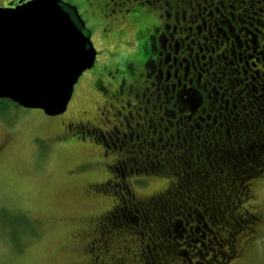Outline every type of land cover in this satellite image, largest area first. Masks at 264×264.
Here are the masks:
<instances>
[{"label":"rangeland","instance_id":"374dc122","mask_svg":"<svg viewBox=\"0 0 264 264\" xmlns=\"http://www.w3.org/2000/svg\"><path fill=\"white\" fill-rule=\"evenodd\" d=\"M61 1L76 7L90 32L96 58L94 65L75 83L67 109L62 114L49 116L39 108H25L0 98V264H83L93 252L98 261L92 264L119 258H122V264H145L147 257L141 259L138 255L140 245H148L158 256L163 255L164 249L169 253H173L172 250L178 252V256H168L161 264L211 263L230 247L220 245L229 232L221 230L224 221L214 212L211 218L209 214L204 218V224L196 216L199 222L193 217L194 220L185 225L183 218H178L180 215L172 214L175 220L161 226L168 241L162 240L163 237L158 240L150 234V231L155 233L154 226H149L148 213L128 207L122 211V220L137 237L142 235V242L139 238L136 241L133 231L122 226L112 227L100 239L99 230H93L96 218L113 204L112 195H104L94 188L89 190L91 183L109 178L107 163L98 158L100 151L95 143V146L87 144L89 140L75 136L62 139L59 132L62 122L74 121L107 129L101 122L105 119L102 111L107 102L104 103L106 94L100 85L103 82L106 85L110 75H117L122 70V50L127 46L130 30L125 28L123 21L111 18L115 14L111 11L116 0H103L102 4H98V0ZM209 1L201 6L202 10L206 7L205 13L214 11L218 5V0L207 5ZM262 1L243 3L249 16L248 22L242 25L247 39L255 21H264L259 12L264 8ZM223 3L234 5V0H223ZM226 12V9L221 10L222 16L215 17L217 27H222L221 20L226 23ZM134 32L141 37L144 31L137 28ZM114 59L118 60L117 64H113ZM112 109H108L110 119L115 118L111 116ZM119 153L121 151L115 150L109 156L122 157ZM118 167L124 173L123 167ZM166 179L142 174L123 177L124 185L138 198L151 195L152 190ZM253 183L249 190L252 196L242 207L257 214V222L235 234V255L227 260V264H264V176L255 185ZM122 191L125 192L123 186ZM27 229L30 231H25ZM11 232L15 242L11 240ZM167 234L172 235V239ZM95 237V248L90 253L89 241ZM153 243L158 244L156 249ZM186 244L200 257L191 249L185 251Z\"/></svg>","mask_w":264,"mask_h":264},{"label":"flooded vegetation","instance_id":"af4514ba","mask_svg":"<svg viewBox=\"0 0 264 264\" xmlns=\"http://www.w3.org/2000/svg\"><path fill=\"white\" fill-rule=\"evenodd\" d=\"M207 1H114L111 12L115 14L111 18L123 21L130 31L127 46L122 50V70L108 77L107 86L105 82L100 85L108 106L103 108L105 119L101 122L107 129L74 121L62 122L59 132L62 139L75 136L89 140L87 144L95 143L100 151L98 158L107 163L109 178L89 185V190L94 188L104 195H112L113 200L112 206L96 218L93 230H99V239L112 227L122 226V206L148 213L150 222L153 212L165 211L171 222V212L176 208L171 194L140 198L131 194L128 200L123 199L122 186L127 187L123 181L125 175H150L142 169L145 157L151 158V165L157 167L152 159L168 158V149L179 150L172 145L195 144L197 136L208 138L212 129L222 122L228 128L244 120L250 121L251 127L245 135L264 139V21H255L247 39L242 25L248 22L249 16L243 3L249 0H234V5L218 0L214 11L205 13L206 7L202 10L201 6ZM10 2L24 3L23 0ZM262 2L264 5V0ZM102 3L103 0H98V4ZM211 4L213 0L207 3ZM224 9L227 10L226 23L221 20L222 27H217L215 17L222 16ZM259 12L264 16V8ZM137 28L144 31L143 36L135 35ZM117 62L113 60V64ZM109 107L113 108L111 116L115 118L110 119ZM233 115H236V124H232ZM223 132L221 129V139ZM243 138L241 135L240 140ZM115 150L121 151L119 156L122 157L109 156ZM261 155V166H264L263 152L253 153L251 159L257 160ZM118 166H122L126 174H116ZM258 170L260 174L252 181L254 183L264 176L263 167ZM251 196L249 193L248 197ZM95 240L96 237L89 241L90 253L95 248ZM140 248L138 255L146 259L142 255L143 246ZM232 251L230 258L235 255V244ZM95 261L98 259L93 252L83 264ZM98 264H122V258L103 259Z\"/></svg>","mask_w":264,"mask_h":264},{"label":"water","instance_id":"95a60500","mask_svg":"<svg viewBox=\"0 0 264 264\" xmlns=\"http://www.w3.org/2000/svg\"><path fill=\"white\" fill-rule=\"evenodd\" d=\"M95 57L90 32L75 6L29 0L27 5L0 8L1 99L49 116L62 114L75 83Z\"/></svg>","mask_w":264,"mask_h":264},{"label":"snow or ice","instance_id":"6c2138e0","mask_svg":"<svg viewBox=\"0 0 264 264\" xmlns=\"http://www.w3.org/2000/svg\"><path fill=\"white\" fill-rule=\"evenodd\" d=\"M23 2L27 5L29 0H23ZM10 7H17V5L12 4L10 0H0V8ZM80 55L83 56L84 53ZM236 115L232 117V124L237 123ZM212 123L214 124L215 120ZM250 127L251 122L247 120L236 127L228 128H225L222 122L219 127L212 129L208 138L197 136L195 144L187 142V147L184 146L185 142L172 145V148L179 150L173 152L168 149V158L157 156L155 161L159 174L167 179L162 185L155 187L150 194L165 196L175 188L184 187L185 194L190 195L194 203L199 202L197 197L204 198L202 207L211 218L212 202L217 199L213 190L219 188L223 192L225 186L232 183L229 176H234L237 171L234 166L235 156L241 150H246L250 143L247 138L241 141L240 136L245 135ZM221 129H224L223 139L220 138ZM224 251L228 250L224 249ZM142 255L147 257L145 264H159L157 252L146 248Z\"/></svg>","mask_w":264,"mask_h":264},{"label":"trees","instance_id":"16d2710c","mask_svg":"<svg viewBox=\"0 0 264 264\" xmlns=\"http://www.w3.org/2000/svg\"><path fill=\"white\" fill-rule=\"evenodd\" d=\"M193 138H195V134L193 135ZM246 138L247 140L250 141V143L248 144V147L246 150H241L239 154L235 156L234 166L237 171L234 176H229V179L232 181V183L230 185L225 186L223 192H221L219 188L213 190L217 196V199L212 202L211 213L214 212L217 216H219L220 220L224 221V226L221 230L224 232H229V236L228 237L226 236L225 239H222L220 245L222 246L228 245L230 247L228 248L227 252L221 253L218 257H216L215 260L212 259V264H214L215 262L222 263L226 261V258L229 259L233 254L232 246L235 242V237H234L235 234H237L239 231L243 230L244 228H249L251 225L257 222L256 219L258 215L255 213H251L248 208L246 207L244 208L242 207V205L249 198L248 196H249L251 182L260 174L258 169L263 167V171L261 173H264V166H261V162H260L261 157H263V155L256 157V159L259 161L255 159H251L253 157V153H256V154H258L259 152L264 153V139H262V137L258 135L253 136L252 134H248V135H244V138L241 140L245 141ZM229 155H234V154L229 153ZM150 161H151V158L145 157V160L142 163V169L143 170L146 169L152 176H161L164 178V176L159 174V169L151 165ZM152 161L155 164V160L152 159ZM114 172L115 171H113V173ZM116 174L120 176L121 174H126V171H124L123 173L117 170ZM125 192L128 195H125L126 194ZM125 192L123 191L122 195L124 194L125 200H128V198L132 194L130 193L131 192L130 188L125 187ZM170 194L172 195L171 198L174 199L173 201L175 202V205H176L175 209H177L176 211L175 209H173L171 213L180 215L181 217H178V218H183L184 225H185V222H192L194 220L193 217H195V220H198V222L201 220V222L204 224V218L205 217L208 218V214L205 213L204 207H202V204H204V202H202L201 199H204L203 197L202 198L199 197L198 199L199 202L194 203L192 197L190 195L185 194L184 187L175 188L171 191ZM199 208L202 210V212H200L201 210ZM123 210H127V209L123 208L122 206V211ZM164 212L165 211H162L160 213L153 212L152 217H151V225L154 226L153 229H154L155 234L151 233V231H150V234L156 237L157 239L163 237V239L161 238L162 240L168 241L164 237L165 231L162 229L164 225H169L168 224L169 219ZM196 216L197 218L199 217L200 220L196 219ZM170 220L171 221L175 220V216L173 218V215H172V218H170ZM122 227L128 228L131 231H133L129 227V225H125L123 220H122ZM226 227L228 229H226ZM171 228L174 229L175 227H171ZM25 231H30V229H27ZM133 233L135 234L136 241L138 240V238H139V241H141L142 235H139L137 237L135 231H133ZM167 235L169 239H172V235L170 234H167ZM161 239H158V240H161ZM11 240L13 242L16 241V238L13 232H11ZM154 247L156 249L158 247V244H155ZM186 247L187 248L185 251L187 250L190 251L191 249L193 252H195L194 248L192 249V247H190L189 244H186ZM146 248L149 249V246L143 245L144 251ZM172 252L173 253H169L167 249H164L163 255H159V263L162 261L165 262L168 256H174V255L178 256V252H175L174 250H172ZM196 254H197L196 256H199L198 253ZM164 262L163 264H166Z\"/></svg>","mask_w":264,"mask_h":264}]
</instances>
